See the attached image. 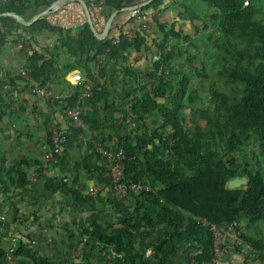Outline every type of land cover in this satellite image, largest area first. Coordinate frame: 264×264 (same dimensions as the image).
Instances as JSON below:
<instances>
[{
	"label": "trees",
	"instance_id": "1",
	"mask_svg": "<svg viewBox=\"0 0 264 264\" xmlns=\"http://www.w3.org/2000/svg\"><path fill=\"white\" fill-rule=\"evenodd\" d=\"M24 1L3 4L0 0V12L14 10L22 14ZM34 1L45 9L55 0ZM86 1L94 8V2L102 7L111 0ZM180 1L185 9L180 16L186 13L191 18L189 33L176 25L166 27L158 16L152 18L148 31L132 17L129 22L134 27L129 32L119 29L116 43L113 29L105 39L95 35L84 10V23L76 29L55 24L49 15L31 26L11 17L1 19L4 31L0 34V55L8 39L16 45L30 43L31 50L25 52L23 45L22 52L28 56L26 65L15 76L8 74V81L0 80V130L4 129L5 119L14 113L16 80L24 82L31 94L42 97L51 110L47 150L42 159L31 164L21 157L8 163L0 145V198L11 208V219L0 208V264H171L182 250L186 252L185 264H204L216 259L209 230L212 224L232 225L242 246L252 245L257 251H264L263 233L257 229L245 233L240 227L243 219L248 220L249 227L264 223V0ZM163 2L153 0L143 9L161 10ZM123 4L120 0L115 8L120 9ZM151 30L158 35L154 45L159 57L148 71L138 72L130 65L120 71L123 77L134 81V88L125 99L115 102L112 87L120 80L118 72H107L100 60L117 59L132 50L147 48ZM45 32L57 34L55 45L38 43V35ZM218 56L227 61L222 74L240 92L231 95L213 83L209 102L195 106L199 91L191 87L190 72L194 69L198 76L209 75L206 58L213 61ZM75 70L83 76L79 84L66 79ZM89 83L93 96L81 102L83 126L68 125L65 119V125L51 120L52 112L63 114L64 118V109L76 105ZM34 84L52 91L53 96L34 92ZM65 86L70 93L64 97ZM94 109L112 113L106 118L109 126H103ZM155 115L162 117L158 126L149 122ZM108 127L116 128L117 133L98 135V131ZM53 129L65 136L56 155L58 161L47 159V152L53 147ZM252 140L259 151L252 152L253 160L244 155L242 162L236 152L242 154ZM75 147L82 150L80 159L71 156ZM101 149L114 154L123 149L121 182H140L148 189L129 191L127 195L114 192L112 164ZM32 166L45 191L50 196L71 197L73 208L92 199L84 195L91 187L81 183L85 175L100 184V191L131 200L133 209L130 214L117 211L105 221L76 220L72 235L82 244L80 253L60 261L46 257L35 245L30 222L19 213L15 201V193L30 184L28 169ZM243 176L248 177L246 186L228 187L231 179ZM56 218L54 214L42 221L35 215L33 222L56 239L61 235L55 229ZM158 227H164L163 232L149 246L152 256L147 257L134 239L136 231ZM99 253L100 259L96 256Z\"/></svg>",
	"mask_w": 264,
	"mask_h": 264
},
{
	"label": "crops",
	"instance_id": "2",
	"mask_svg": "<svg viewBox=\"0 0 264 264\" xmlns=\"http://www.w3.org/2000/svg\"><path fill=\"white\" fill-rule=\"evenodd\" d=\"M146 1L147 0H129L126 2L127 4L123 2L124 6L120 9L115 8L120 0H111L107 5L102 7H97L98 4L94 2V8H90L94 24L99 31H102L109 17L116 10H119L115 15L111 27V29L114 30L113 36L115 37L119 34V29L124 32H129V30L134 27V24L129 22L133 17V12L129 6L133 4H140L141 6V4ZM24 2H26V4H22L20 9L22 15L25 17L26 15H34L35 11L38 13L43 10L41 7L42 5L35 4L34 0H26ZM55 10L56 11L51 13L48 17L57 25L76 29L84 23V16L82 15L83 8L75 2H70ZM183 10L185 9L180 0L178 4L173 3L172 0H164L161 5V10H159V15L157 16L160 22L165 24L166 27L170 28L176 25L177 29L182 28L185 33H189L191 31V18L186 13H184V15L182 14L181 17L180 13ZM2 18L3 17H0V34L4 31V22L1 20ZM149 18L152 21L151 16ZM56 38V33L45 32L38 35L37 41L40 44L46 45L49 43L55 45L57 43ZM147 39V48L140 52L132 50L126 53L124 57H119L117 59L103 58L100 60L107 72H118L120 80L117 82V85L112 87V92L116 96L113 99L115 102H117V99H125L127 93L134 88V81H131L130 78L123 77L120 71L128 65L138 72L148 71L154 60L159 57V53H157V49L154 45L155 41L157 42L158 40V35L152 31ZM10 40L11 39H8L0 55V80L3 82L8 81V74L15 76L19 73L26 65L28 57L22 52L23 48H19L16 44L11 43ZM24 45L26 46L25 52H29L31 50V47H29L30 43ZM74 72L81 73L79 70L71 71L67 74L66 79L71 81L70 78ZM52 89L55 91V85L52 86ZM65 89L66 91L63 92L64 97L70 93V88L65 86ZM13 98L14 113L5 119V123L3 124L4 129L0 130V145L9 158L8 163H13L15 158L24 157L28 159L31 164H34L35 161L43 158L47 150V122L49 121L48 116L51 109H49L46 102L42 100V97L31 94L21 80H16ZM125 107L122 108V110H125ZM94 112H98L97 119L103 121V126L104 124L109 126L106 118L112 116V113L105 110L100 113L97 109H94ZM51 114V120L62 122L65 125L63 114L58 113L56 115L55 112ZM115 115H117V113L113 114V116ZM149 122L152 126H158L162 122V117L155 115L150 118ZM117 131L116 128L111 129L108 127L100 132L98 131V135L105 133V136H111L115 135ZM81 154L82 150L78 147L71 150V156H75L77 159H80ZM70 160L72 162L74 161L72 157ZM71 168H73L72 165ZM28 170L31 175L30 184L27 188L15 193V201L19 207V213L30 222L28 226L33 230L35 245L39 247L42 254L56 261L72 257V251L79 246L78 237L72 235L73 229L75 228L74 222L76 220H84L86 223H90L95 219L105 221L109 220L117 211L130 214L133 209L131 200L117 196L113 192L100 191L97 195H91L88 190L85 191L84 195H89L92 199L82 207L73 208L72 206L74 205L71 197L64 196L63 194L50 196L49 193L45 191L40 179L34 177V174L38 175L35 171V167L32 166ZM82 177L81 183L83 184L89 186L100 185L93 180L86 179L87 177H85V175H82ZM0 208H2L3 213L11 219V208L2 198H0ZM54 214H57L56 220L58 225L55 229L58 230L61 235L51 240V236L48 232L46 230H41L33 220L35 215L40 216L42 221H45L46 218ZM62 227H65V229H61ZM220 228L223 232L224 254L222 258L217 261V264H264V251H257L252 245L242 246L239 244L238 241L240 240L235 234V229L232 225H225ZM163 229L164 227H158L156 229L143 228L142 232L139 230L136 231L134 239L140 247L145 249L147 257L152 256V251L148 248L153 240L162 234ZM56 230H54V232H56ZM7 231H10V227H8ZM250 232L253 233L254 231L250 230ZM2 233H5V231L3 230ZM96 256L100 259L101 253ZM185 257L186 252L182 250L171 261V264H185ZM24 263L27 264L26 261Z\"/></svg>",
	"mask_w": 264,
	"mask_h": 264
},
{
	"label": "built area",
	"instance_id": "3",
	"mask_svg": "<svg viewBox=\"0 0 264 264\" xmlns=\"http://www.w3.org/2000/svg\"><path fill=\"white\" fill-rule=\"evenodd\" d=\"M19 2L24 0H3V4H8L10 2ZM124 3L128 2L129 0H121ZM133 18L134 20H137L139 24H141L145 29H150L151 25V19L154 16L159 15V10L157 9H151V10H144L143 6H137L133 10ZM119 36H115L114 42L119 41ZM23 43L19 42L18 47L22 48ZM23 75H25L27 78L31 79L29 76H27L24 72ZM71 82L74 84H79L81 81H83V76L80 72H74L72 74V77L70 78ZM34 83V81L32 80ZM34 92H40L43 93L46 97H52L53 93L52 91H49L43 87H40L37 84H34ZM93 96V89L91 84H86L84 90L81 92L80 96L78 97L77 103L75 106H67L64 109V119L66 120L68 125L71 126H83L84 122L81 117L82 115V108H81V102L82 100H85L87 97ZM66 103V102H65ZM129 108L131 107V103L128 105ZM52 140H53V147L52 149L47 152V159L58 161L56 155L60 153L63 144L65 143V136L58 130L54 129L52 134ZM102 153L110 158V162L112 164V176L114 178V192L121 194V195H127L129 191H137L142 189H148L147 186L140 182H134L130 181L127 183L121 182V177L123 176V169H124V151L121 149L116 154L112 153L111 151L101 149ZM101 190L100 185H93L89 188V194L91 195H97ZM209 230L213 234L214 238V248L216 252V259L213 261L205 262L204 264H217V261L222 258L224 254V246H223V232L221 228L216 225L212 224L209 226ZM239 244H241V241H238Z\"/></svg>",
	"mask_w": 264,
	"mask_h": 264
},
{
	"label": "rangeland",
	"instance_id": "4",
	"mask_svg": "<svg viewBox=\"0 0 264 264\" xmlns=\"http://www.w3.org/2000/svg\"><path fill=\"white\" fill-rule=\"evenodd\" d=\"M217 37L218 34L216 35ZM206 64L208 65V67L210 68L208 71H206V73H209V75L207 76H198L197 73L190 72L191 74V87L193 89H195V87L198 89V101L196 103L195 106H198V104H200L201 102H204L203 104H206L209 102V89L210 86L214 83V85L218 88H220L222 91H225L226 93H229L231 95L235 94V93H239L240 91L238 90V87L236 84H230V82L228 81L226 75L222 74V71L224 69V66L227 65V61L224 60L221 56L216 57L213 61L210 58H206ZM198 85V86H197ZM54 130V129H53ZM253 151L258 152L259 149L255 143L254 140H252L244 149L243 153L241 154V152L237 151L236 155L241 159L242 162L244 159V155H246L250 160H253ZM49 171V170H48ZM50 172V171H49ZM34 177L38 178V175L34 174ZM244 186V185H242ZM241 186V187H242ZM106 210V209H104ZM103 210V211H104ZM107 212V211H106ZM248 220L243 219L242 222L240 223V227L242 228V231H244L245 233H249V228L251 231H255V229H257L258 233H263L264 235V223H254L249 227L248 226ZM62 226V225H60ZM250 234V233H249ZM261 236V235H259ZM52 239V237H50ZM82 244L74 249L71 253L72 257H76L81 250Z\"/></svg>",
	"mask_w": 264,
	"mask_h": 264
},
{
	"label": "water",
	"instance_id": "5",
	"mask_svg": "<svg viewBox=\"0 0 264 264\" xmlns=\"http://www.w3.org/2000/svg\"><path fill=\"white\" fill-rule=\"evenodd\" d=\"M152 1L153 0H147L146 2L142 3L141 6L150 4ZM70 2H79L81 4L89 25L91 26V28L94 31L95 35L99 39L107 38V36L110 33V30H111L115 15L119 12V10H116L109 17L104 29L102 31H99L96 28L95 24H94L92 11H91V9H90V7H89V5H88L86 0H55L50 6H48L45 9H43L42 11L36 13L31 19H27L25 16H23L22 14L14 11V10H6L4 12H0V17H11L14 20H16L17 22L21 23V24H24L26 26H31V25L35 24V22L38 21L40 18L50 15L51 13L56 11L55 9H59L62 6L66 5V4L70 3ZM137 6H140V4L130 5L129 8L131 10H133ZM247 182H248V177L247 176L235 177V178L231 179L228 182V187L233 189V188L241 187L242 185L246 186Z\"/></svg>",
	"mask_w": 264,
	"mask_h": 264
}]
</instances>
